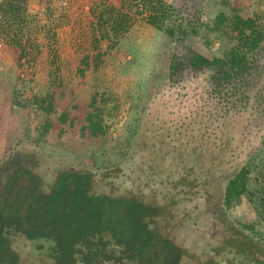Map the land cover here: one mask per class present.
<instances>
[{
	"label": "rangeland",
	"instance_id": "374dc122",
	"mask_svg": "<svg viewBox=\"0 0 264 264\" xmlns=\"http://www.w3.org/2000/svg\"><path fill=\"white\" fill-rule=\"evenodd\" d=\"M164 1L177 15L181 12L177 18L196 24V35L176 42L139 19L116 46L103 42L96 50L91 8L94 3L120 7L119 0H30L37 25L32 34L39 47L20 60L18 49L0 44V253H5L2 240H9L15 255L8 261L0 254V264H56L48 237L34 238L24 231H79L83 225L76 226L70 217L85 215L87 200L78 189L72 193L75 188L62 178L74 173L89 177L88 196L119 200L107 203L106 216L110 214L114 231L125 235L128 246L135 233L133 218L147 211L150 231L161 237L156 251L175 245L177 264H264V221L251 200L243 197L223 223L215 200L208 202L195 182L174 173L173 155L155 154L159 147L167 150L158 140L168 133L186 141L187 131L200 126L208 128V145L216 150L231 117L225 112L239 100L226 91L212 93L214 70L197 71L187 64L189 48L213 58L229 47L227 38L206 27L216 13L229 9L222 0ZM236 4L243 15H259L264 25V0ZM99 51L103 55L95 69ZM250 81L247 101L239 105L244 111L241 116L231 113L242 124L244 137L235 155L241 161L251 153L264 155L259 151L264 134V45ZM53 93L55 110L48 114L40 110L36 97ZM208 98L214 99L202 104ZM91 116L99 124L96 128L88 120ZM20 168L29 174L23 177ZM252 186L256 188L255 181ZM193 192L198 195L193 197ZM6 197L10 204L4 208ZM87 248L84 243L76 251L84 256ZM118 254L116 259H122L123 253ZM154 260L146 258L147 264Z\"/></svg>",
	"mask_w": 264,
	"mask_h": 264
},
{
	"label": "trees",
	"instance_id": "16d2710c",
	"mask_svg": "<svg viewBox=\"0 0 264 264\" xmlns=\"http://www.w3.org/2000/svg\"><path fill=\"white\" fill-rule=\"evenodd\" d=\"M38 1L44 2L45 0ZM46 1L49 3L50 0ZM119 1L120 7L114 4L94 3L91 8L93 17L91 24L92 45L96 50L103 42L108 43L109 47L116 46L139 19L180 43L186 42V38L189 36L191 38L197 33L196 24L190 21L185 23L183 18H177L181 12L177 15V9L164 0ZM239 1L236 0L234 4H231V0H222L229 10L219 11L206 25L211 34L218 36L222 34L221 37L229 40L230 45L222 55L208 58L192 48H189L187 52L189 69L215 71V84L212 93H222L223 95V91H226L225 93L234 95V98L239 96V100L231 102V106L225 112L227 116L231 117L229 120L226 117L225 127L227 129L223 134L221 144L216 150H212L208 145L210 141L206 132L208 128L201 130L202 126H200L197 130L194 128L187 131V135L184 137L187 139L186 141H176L168 133L165 138L158 140L160 146H167V150L164 151L162 146L155 151L156 155H162L164 158L170 154L173 155L172 165L177 168L174 173L180 175L179 179L184 177L185 181L195 182L197 187L204 191L203 195L208 202L211 201L210 198L215 200V209L223 223L227 222L228 210L240 203L245 196L255 205L259 217L264 221V155L257 157V154L251 153L245 160H237L235 155L244 134L240 130L241 122L231 115L236 111L234 116H241V112L244 111L239 105H242L248 98L247 93L251 87L250 80L257 69L258 55L264 45V25L259 21V15H243L236 4ZM30 4V0H0V44L3 43L18 49L20 60L27 58L39 47L37 38L32 34L35 28L37 29V25L35 15L30 12ZM102 55V52H97L96 61H93L95 69L99 68ZM84 61L88 65L89 58L87 57ZM173 68L177 69V65H173ZM83 71L81 70V72ZM53 95L55 96L54 93ZM52 96L36 97L40 104V110L48 114L55 110L54 96ZM201 99L199 98V100ZM213 99L208 98L202 104L207 105V102ZM228 102L226 103L228 104ZM94 117L91 116L88 120L92 124L91 126L96 128L99 124L95 122ZM190 127L193 128L191 124L188 125V128ZM259 151L264 154V134L261 136ZM128 156L127 153L125 158L128 159ZM20 170L23 172V177L29 174L23 168ZM253 173L257 175V178H251ZM62 178H65L64 183L67 187L75 188L72 193L78 189V194L82 193L86 197L87 202L82 208L86 214L78 213L74 218L70 217L76 226L78 223L83 226L79 228L78 232L70 231L66 232V235L48 231L46 227L36 233L24 231L28 235H33L34 238L44 235L48 237L47 241L51 243L52 248L54 247L51 249L56 255V259H54L56 264H117L118 260H122V264H147V256L155 258V264H177L179 255L174 251L178 249L175 245L168 247L173 252L167 251L168 248L163 250L159 248L160 252L156 251L157 241L160 242L161 237L158 233L150 231L149 223L146 222L148 220L144 216L147 211L139 213L133 218L132 230L135 233L131 236L130 243L132 244L128 246L126 244L129 241L126 240L125 235H119L114 231L113 223H110L112 218L110 214L106 216L105 206L108 205L107 203L110 204L114 201L118 204L119 200L110 197L88 196L85 192H88L90 186L89 177L74 173L63 175ZM62 178L56 183V186L59 185ZM253 180L256 188L252 186ZM196 195L198 193H192L193 197ZM88 197L92 200H89ZM3 200L4 208L8 207L9 197ZM132 201L139 207H143L136 200ZM206 207L208 208V206ZM205 212L206 215L207 210ZM87 239L92 242L86 241ZM2 241L6 242V246L3 247L5 253L0 254L4 255V259L7 260L15 258V255L9 251V240ZM142 241L143 243H140ZM137 242L140 245L137 246ZM84 243L88 244V248L82 256L76 250ZM115 253H123L125 257L122 255L123 258L119 257L117 260ZM169 256L172 258L169 259Z\"/></svg>",
	"mask_w": 264,
	"mask_h": 264
}]
</instances>
